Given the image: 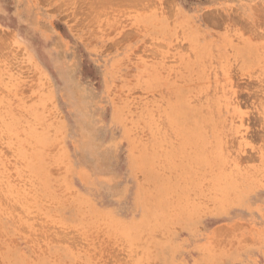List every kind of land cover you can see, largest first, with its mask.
<instances>
[{
    "label": "rangeland",
    "instance_id": "374dc122",
    "mask_svg": "<svg viewBox=\"0 0 264 264\" xmlns=\"http://www.w3.org/2000/svg\"><path fill=\"white\" fill-rule=\"evenodd\" d=\"M0 264H264V0H0Z\"/></svg>",
    "mask_w": 264,
    "mask_h": 264
},
{
    "label": "bare ground",
    "instance_id": "6f19581e",
    "mask_svg": "<svg viewBox=\"0 0 264 264\" xmlns=\"http://www.w3.org/2000/svg\"><path fill=\"white\" fill-rule=\"evenodd\" d=\"M24 215V214H23Z\"/></svg>",
    "mask_w": 264,
    "mask_h": 264
}]
</instances>
